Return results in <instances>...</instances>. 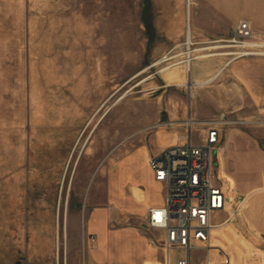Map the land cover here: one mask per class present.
<instances>
[{
	"label": "rangeland",
	"instance_id": "374dc122",
	"mask_svg": "<svg viewBox=\"0 0 264 264\" xmlns=\"http://www.w3.org/2000/svg\"><path fill=\"white\" fill-rule=\"evenodd\" d=\"M167 1L191 12L182 39L167 38L176 20L157 22ZM220 2L0 0V264H153L133 233L153 230L146 183L122 191L115 166L165 127L173 105L187 112L184 129L233 121L215 156L230 200L218 222L232 217L191 264H264V191L252 195L264 188V48L240 55L233 41L243 21L264 41V0H223L224 14ZM205 129L192 128L195 142ZM98 213L101 238L84 231Z\"/></svg>",
	"mask_w": 264,
	"mask_h": 264
},
{
	"label": "built area",
	"instance_id": "2783aa9c",
	"mask_svg": "<svg viewBox=\"0 0 264 264\" xmlns=\"http://www.w3.org/2000/svg\"><path fill=\"white\" fill-rule=\"evenodd\" d=\"M233 41L242 48L240 55L264 48V41L254 40L248 21L237 25ZM231 123L226 114L203 122L190 119L174 145L150 158L155 181L165 187V202L149 209L148 226L165 232L160 243L165 264H191V252L199 245L207 248L213 228L232 217L218 222V214L227 210L230 200L215 163L221 130ZM195 125L206 126L202 143L192 137Z\"/></svg>",
	"mask_w": 264,
	"mask_h": 264
},
{
	"label": "crops",
	"instance_id": "0c3cea01",
	"mask_svg": "<svg viewBox=\"0 0 264 264\" xmlns=\"http://www.w3.org/2000/svg\"><path fill=\"white\" fill-rule=\"evenodd\" d=\"M221 1L223 2V0ZM222 2H220L215 7L216 9H219L221 11V14H224L227 6ZM163 5L164 6H159L162 11L156 18L157 22L169 26L173 24V20H176V24H178L179 26L181 25V29L177 33L171 34V36H167V38L170 40L182 39L181 36H183L185 32V20L186 22H188L191 18L190 10L184 11L185 6L182 2H176L174 4L167 1ZM172 8L183 11L171 12ZM199 23H201V21H199L197 16L194 17V20L192 22L193 28L190 25L191 22L189 23V26L195 35L198 34L200 30L198 28ZM166 33L168 34V31H166ZM186 116L187 112L185 110H182L178 106L173 105L172 107H169L166 111L165 127H162L160 130L156 131L154 133V136L149 141H145V143L140 144L132 149L129 156H127L126 158H122L121 161H119V163L115 166V173L117 174L118 184L121 186L122 191L126 190L127 186L129 185L138 186L143 181L146 183L144 189L142 190L143 194L141 200V208L146 219H148L149 209L151 207L162 206L165 202V187L163 184L155 181L153 170L150 165V158L153 154H156L159 151L174 145L177 141V138L186 132V129H184L183 127V125L185 124L184 121L186 119ZM259 191H264V188H259L252 191V195L258 194ZM155 192H157L159 195H155ZM97 221L99 222V225L95 224V226L94 224H91L92 222ZM104 224V219L102 217H99V213L95 214L94 218L88 220V228H84V231L89 234L94 233L98 238L105 237V235L108 233L109 228H105ZM133 230V233L137 240L142 242V248H140L142 250L140 251V254L142 255L140 256L144 258V262L153 264H165V258H163V261L162 256L159 257V255H163V253L161 254V252L159 251L160 247H158L157 245H155L154 247L151 244V242L153 241L154 243L155 240L161 243L164 239L165 232L160 229H153L149 232L146 230V228H133ZM0 231H6V228H0ZM98 256L102 259V254L101 256L100 254H98ZM93 257L97 261V257L90 256V264H95ZM158 258H160V261L158 260ZM102 263L105 262L101 260L99 264Z\"/></svg>",
	"mask_w": 264,
	"mask_h": 264
},
{
	"label": "bare ground",
	"instance_id": "6f19581e",
	"mask_svg": "<svg viewBox=\"0 0 264 264\" xmlns=\"http://www.w3.org/2000/svg\"><path fill=\"white\" fill-rule=\"evenodd\" d=\"M220 71H221V70H219L218 72H220ZM218 72H216V73H218ZM216 75H217V74H216ZM214 77H215V76H214ZM187 84H188L189 87L191 88V86H198V85H201V84H204V83H199V82H196V81H194V82L188 81ZM139 196H140V195H139ZM229 204H230V203H229ZM229 204H228L227 208L229 207ZM214 229H215V228H213L212 233H213Z\"/></svg>",
	"mask_w": 264,
	"mask_h": 264
}]
</instances>
